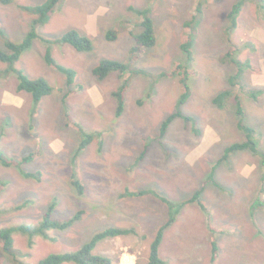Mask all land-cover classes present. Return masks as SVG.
<instances>
[{"label": "rangeland", "instance_id": "rangeland-1", "mask_svg": "<svg viewBox=\"0 0 264 264\" xmlns=\"http://www.w3.org/2000/svg\"><path fill=\"white\" fill-rule=\"evenodd\" d=\"M45 1L0 3L1 48H6L5 37L19 41L32 29L35 14L23 6ZM238 1L205 0L191 61L182 44L185 22L194 16L196 0H62L49 22L38 27L40 35L54 40L77 29L92 38L94 49L82 52L68 43L53 45L57 61L77 71L69 84L51 65L50 73L46 47L41 39L35 40L17 67L31 78L47 77L57 89L40 103L30 92L18 90L16 73L0 78V152L22 160L39 151L20 167L0 164V228L38 224L53 204L55 218L65 220L81 212L73 226L50 230V238L37 235L33 244L28 234L15 232L20 259L37 263L51 253L76 251L96 233L115 226L134 227L139 234L106 238L94 252L110 257L112 264H145L152 241L169 218L168 207L154 194H123L151 189L179 202L202 190L199 200L186 203L168 228L161 250L165 264H264V183L258 158L243 150L220 162L228 145L246 139L239 128L241 118L256 129V140L264 150V92L251 94L264 90V7L257 0L248 1L232 37L244 45L235 51L237 57L251 62L241 77L247 93L231 84L238 67L224 60L235 49L227 28L229 13ZM133 7L151 9L158 37L157 44L144 48L134 63L130 61L135 45L132 31L140 30L135 25L141 18ZM111 29H117V39L107 38ZM104 58L129 63V72L142 68L155 75L129 73L120 117L114 92L124 80L115 71L107 80L90 72ZM176 62L187 65L191 76L192 95L181 109L195 119L201 132L178 117L161 137L162 124L177 110L184 90L178 76L169 74ZM8 67L0 61V71ZM224 90L232 94L220 107L214 99ZM238 95L243 115L238 114ZM69 115L87 131L100 133L80 152L81 134L70 124ZM215 169L213 180L210 175ZM22 170L40 174L26 177ZM74 173L85 185L82 195L72 184ZM214 239L219 257L211 262ZM0 252L2 264H15L2 243ZM127 254L134 259H121Z\"/></svg>", "mask_w": 264, "mask_h": 264}, {"label": "trees", "instance_id": "trees-1", "mask_svg": "<svg viewBox=\"0 0 264 264\" xmlns=\"http://www.w3.org/2000/svg\"><path fill=\"white\" fill-rule=\"evenodd\" d=\"M13 0H0V3L3 4H10ZM62 0H46L42 4L39 5H26L23 8L33 14L35 17L32 20V29L25 35L22 40L16 41L12 40L8 37H5V47H0V61L9 63V67L5 70L0 71V78L1 76H8L11 73H16L18 75L19 83H18V90L19 91H28L32 94L34 101L36 103H40L43 98L53 91V87L49 80L45 77H38V78H31L26 72L17 67V63L22 58L23 54L30 49L33 45L35 40L41 39L44 43L46 50H45V60L46 62L62 72L66 75L68 83L73 84L76 76L77 71L74 68L67 67L57 61L53 53V45L56 43H68L73 45L77 50L82 52H88L94 49V43L92 38L89 35H86L80 32L77 29H70L67 31L61 38L58 39H51L44 37L38 33V27L43 26L49 22V20L54 15L58 4ZM250 0H239L236 2L230 13H229V27L227 28V32L230 36V39L233 44L234 50L228 52L224 58L225 62H233L237 67L238 71L235 75H233L230 79V82L233 86L241 88L243 91L248 93V89L245 86V83L241 80V77L244 73L246 66L250 65V60L242 61L239 59L235 53V51H241L244 49V45H240L235 43L232 39L233 32L237 30L239 26V18L241 16V12L243 11L245 5ZM264 0H257L259 5L264 7ZM204 2L205 0H196V5H194L195 14L194 16L185 22L186 27V35L184 38V42L182 44V49L188 54L189 60L191 61L194 58L193 54V46L195 43L196 35H197V28L200 25L202 15L204 12ZM139 15L141 20H139L135 26H137L140 30L138 32L132 31L135 45L131 48V57L130 61L134 63L140 56L141 51L144 48L154 47L157 44L158 37L156 34V27L155 21L151 16V9H137L134 8ZM106 36L110 40L117 39V29H111L106 32ZM130 64L122 62L120 60L112 59V58H104L102 59L94 68L93 74L99 79L104 80L106 77L110 75L112 72H118L120 77L124 80L123 84L119 87L118 90L114 92V96L118 100V107L116 111L117 116H122L125 110V95L130 86L131 77L129 73H138L143 74L146 76H155L152 73L147 72L145 69L138 68L131 72ZM170 75H177L179 78L180 83L183 86V92L181 93L178 102H177V110L169 115V117L163 122L161 127V137H165L168 133L169 127L171 123L178 117H182L187 122H192L194 124V130L198 133L201 131L196 128L195 126V119L191 115H187L182 111V106L188 101V99L192 95V89L190 85V70L187 65L183 62H176L175 67ZM168 75V73H162V76ZM264 92L263 89L258 91L252 92L251 94L255 97L258 94H262ZM230 90H224L220 92L214 99L215 103L218 104L220 107L225 105V100L227 97L231 95ZM238 103V114L243 115L244 111L241 106V100L239 95L236 97ZM70 116V115H69ZM70 124L74 125L81 134V141L78 146V151L80 152L84 148H86L97 135L100 133L96 132H89L84 129L79 123H77L71 116L69 117ZM239 128L245 132L246 139L241 142H233L228 145L224 149V154L220 160L222 161H229L231 156L238 151L248 150L255 156L260 157L261 159V169L262 173V181L264 183V150H262L258 142L256 140L257 131L251 125H248L244 122V119L241 118L239 122ZM147 150V149H146ZM146 150L141 155V159H143ZM39 151H35L30 153L29 155L25 156L22 160H17L14 158H9L3 152H0V164L10 167V166H17L20 167L23 162H29L33 160ZM22 173L26 177H36L34 172H23ZM216 175V169L212 171L211 179L214 180ZM72 184L77 189V192L82 195L85 193V185L82 183L80 178L76 173L73 174L72 177ZM0 188V192H1ZM262 193H264V184L262 187ZM202 190L196 191L194 196L189 199L188 201H179L174 202L173 200L167 198L166 196H162L154 190L151 189H141L138 191H130L127 190L123 195L125 196H144L147 194H154L161 198L163 202L168 205L169 209V219L168 221L161 226L158 230L154 240L151 243L150 255L149 259L145 264H165V260L161 256V246L165 239L166 230L173 225L179 215L182 212L183 207L186 203L191 201L199 200L201 196ZM202 204V203H201ZM54 204L51 205L44 215L42 221L38 224H27V225H19V226H11V227H4L0 228V243H2L4 253L7 255H11L15 264H64L66 262H73L76 264H112V259L104 254H97L94 252L99 242L102 240L109 238V237H117L121 235H129L135 234L138 235V230L134 227L132 228H121V227H109L105 230H102L96 233L92 239L84 244L80 249L71 252H64V253H51L47 255L45 258L41 259L37 263H30L28 261H24L18 257L17 251L15 249V239L14 233L21 232L23 234H28L30 236V243H34V238L37 235H42L44 237L50 238L49 231L52 229H61L65 230L70 228L74 225L76 220L80 217V213H77L74 217L69 219H59L53 216ZM212 259L211 262H215L219 257V245L216 239L212 242ZM2 257L3 254L0 252V264H2Z\"/></svg>", "mask_w": 264, "mask_h": 264}, {"label": "crops", "instance_id": "crops-1", "mask_svg": "<svg viewBox=\"0 0 264 264\" xmlns=\"http://www.w3.org/2000/svg\"><path fill=\"white\" fill-rule=\"evenodd\" d=\"M86 32V31H85ZM87 32H88V30H87ZM92 51V50H91ZM91 51H88V52H91ZM24 54H26V52L24 53ZM47 63V62H46ZM47 65L49 66V64L47 63ZM50 67V66H49ZM69 67V66H68ZM51 68V70H50V73L51 74H53L52 72H53V68L52 67H50ZM93 68H94V66L93 67H91L90 68V72L92 73V71H93ZM58 73H57V75L58 76H60L63 80L65 79V82L67 83V77H66V75L65 74H63L62 72H60L59 70L57 71ZM93 75V74H92ZM94 76V75H93ZM33 78H38V77H45V76H43V75H40V76H32ZM45 78H47V77H45ZM94 78H95V80L98 82V84H100V81L98 80V79H96V77L94 76ZM108 78L106 77L105 78V80H107ZM53 86V85H52ZM86 87H88V86H86ZM85 87V88H86ZM56 88L55 87H53V91L51 92V94H49V95H47V96H51L52 94H55V92H56ZM115 91V88H113L112 90H111V93H110V91H109V93L111 94V97H113L114 98V96H113V92ZM59 95H60V93H59ZM47 96H45L44 98H46L47 99ZM60 97V96H59ZM43 98V99H44ZM45 99V100H46ZM244 151H246V152H249L248 150H244ZM234 155V154H233ZM232 155V156H233ZM232 156H231V159L230 160H232ZM258 159V164H259V167L261 168V159H260V157H258V156H256ZM217 172H218V169L216 170V175H217ZM216 175H215V177H216ZM211 176V175H210ZM214 177V178H215ZM167 198H169L168 196H166ZM170 199V198H169ZM167 207H168V205H167ZM184 208V207H183ZM168 213H169V209H168ZM180 216V215H179ZM169 219V218H168ZM168 221V220H167ZM171 226H174V224L173 225H171ZM170 226V227H171ZM168 230V229H167ZM167 230H166V232H167ZM165 238H166V234H165ZM165 240V239H164ZM163 243H164V241H163ZM162 246H163V244H162ZM162 246H161V250H162ZM161 256H162V254H161ZM122 258L121 259H126L125 257H127V258H129V259H134V255H132V254H127V255H124V256H121ZM136 258V257H135Z\"/></svg>", "mask_w": 264, "mask_h": 264}]
</instances>
